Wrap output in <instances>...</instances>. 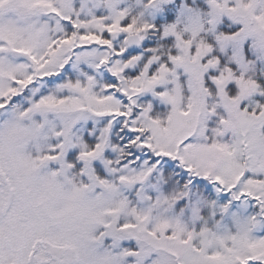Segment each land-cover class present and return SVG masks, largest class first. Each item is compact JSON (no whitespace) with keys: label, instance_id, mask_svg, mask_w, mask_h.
<instances>
[{"label":"snow or ice","instance_id":"1","mask_svg":"<svg viewBox=\"0 0 264 264\" xmlns=\"http://www.w3.org/2000/svg\"><path fill=\"white\" fill-rule=\"evenodd\" d=\"M88 2L0 0V264H181L179 251L160 246L169 242L187 250L183 264H264V237L253 236L264 229V89L244 75V46L264 58V31L233 16L232 0H208L213 40L203 24L181 35L172 23L160 35L175 50L165 52L150 42L155 25L129 19L118 0H92L107 16ZM223 17L239 30L216 32ZM223 57L244 71L237 75ZM149 94L155 99L145 103ZM157 100L170 106L163 117ZM87 121L100 127L87 137L74 132ZM163 164L215 186L222 199L254 201L257 214L234 216V232H214L203 246L195 237L207 229L154 221L151 203L167 208L171 195L175 208L189 195L188 185L145 195ZM124 185L140 186L135 203ZM200 212L193 206L194 220ZM137 229L152 242L127 236Z\"/></svg>","mask_w":264,"mask_h":264},{"label":"trees","instance_id":"2","mask_svg":"<svg viewBox=\"0 0 264 264\" xmlns=\"http://www.w3.org/2000/svg\"><path fill=\"white\" fill-rule=\"evenodd\" d=\"M128 3L130 5L129 10L131 13L129 19L131 18V16H137L143 22L155 25L156 31L150 35V42L153 44V46L158 47L165 52L175 50L174 42L172 44H165L162 41L160 34L162 33V30L164 27H167L168 25L172 23H176V16H177L176 10L178 8L185 7L186 9H192L193 11L199 12L203 14V17H201L202 19L205 18L204 14H206L207 12L206 0H176V2L172 6L168 8L160 6L158 9H151V8L145 9L143 5L147 3V0H139L138 4H136L137 1L134 2L133 0H128ZM152 10H156L160 13L154 19H153L154 15L152 14ZM141 13L143 14L142 16H141ZM102 16H104V14ZM222 24L223 26L220 27L218 32L222 31V32H225L226 34H231V32L239 30L238 27L236 28L230 27V23L228 22H223ZM207 26L208 25L205 24L204 27L207 28ZM207 39L210 42L212 41L211 38L207 37ZM140 50L142 51H139L136 54L143 56L146 52V49L141 47ZM244 52H245L247 61L249 63V71L245 78L251 77L252 79H255L258 83L261 84L262 89H264V70H262V66L258 62H256V59L253 56L250 46L248 44L244 46ZM230 55L231 54L228 53V56ZM223 59L226 62V66L232 67L233 71L238 75L237 65L229 61L228 57H223ZM155 108H156V114L160 115L161 117L165 116L166 113L168 112V110L164 108H163L164 110L160 107H155ZM88 135L89 133H85L82 137H87ZM163 167H164V172H163L162 180L164 183V188L162 192L164 195H169L174 192L183 191L185 190L184 186L188 185L187 191L189 195L183 200L178 202L177 206L173 210V214H178L183 209L184 214L182 216V219L184 221L186 220L188 221L186 225L188 226L190 230L194 229L197 232L200 231L201 228L205 226V222L207 223V226L209 228L214 229L215 227L214 223H216V221H218V218H219L217 214L215 215L213 214L215 212V209L224 205L225 202H229L228 198L222 199V197L225 194L217 193L215 190V186L207 184V182L199 181V178L191 177L189 174L184 173L179 168H176L175 171L169 172V171H166V169L168 168L167 164H163ZM213 191H215L217 194H214ZM191 193L194 196V198L190 199L188 201L189 204H187V200H188L187 198L188 197L190 198ZM229 196L231 200V194H227V197ZM128 197L130 200H133L134 194H130L128 195ZM196 198L200 199L202 202V209H201L200 215L201 217H203V219L198 220L197 223H191L189 220V213L188 211H186V206L188 205L189 207H191V204H193V200H196ZM218 200H220L221 205H219V207L216 206L215 209L205 206L206 204H213L217 202ZM243 201L244 200L240 201V203H243ZM249 202L254 203L250 211L252 212V215H256L258 212V208L256 207L255 202L254 201H249ZM134 203H135V200H134ZM232 203L235 204L238 202L232 201ZM263 234H264V230L262 232V235Z\"/></svg>","mask_w":264,"mask_h":264},{"label":"rangeland","instance_id":"3","mask_svg":"<svg viewBox=\"0 0 264 264\" xmlns=\"http://www.w3.org/2000/svg\"><path fill=\"white\" fill-rule=\"evenodd\" d=\"M134 2L137 1L136 4H138L139 0H133ZM82 0H75V6L77 8L80 7V4H81ZM206 6H207V12L206 14H204V17H206L207 13L210 11V7H209V4H208V0H206ZM87 8L88 9H91L93 11V13L97 16H102L104 14V16H107V15H110V11L103 6V3L100 4L99 7H93V2L92 0H90V2H88L87 4ZM129 9L130 8V5L128 3V0H118V3H117V10H122V9ZM187 10L185 7H180L176 10L177 12V16H176V23L182 19V13ZM152 14L154 15L153 16V19L158 15L160 14L158 11L156 10H152ZM201 17H203V14H201ZM223 22H228L230 23V27H238L239 29V25H235L231 20H229L227 17H223L222 18V21L220 24H218L217 28H216V32H218V30L220 29V27L223 26ZM206 31H205V35L208 37V38H211L213 40V33L212 32H208L207 29H208V26L207 28H205ZM203 35V34H202ZM249 46H250V42L247 43ZM251 49V47H250ZM251 52L253 54V56L255 57L256 59V62H258L261 66H262V70H264V58L260 57L258 53H256L254 50L251 49ZM229 53L231 54V50H229ZM237 69H238V75L241 74L244 70L239 68L237 66ZM249 71V69H248ZM248 71L246 73H244L245 77L248 73ZM103 77H104V73L103 72H100L97 74V79L102 81L103 80ZM168 86L169 88L171 87V80L169 81L168 83ZM155 98H152L151 95L149 94V99L147 101H144L145 103H148V102H152ZM208 101H209V104H213L216 102V97L215 96H209L208 97ZM155 107H160V108H164V109H167L168 111L170 110V106L168 105H165L163 104L162 102H159L158 100L155 101ZM163 109V110H164ZM215 126V118H213L212 121H210L209 123V128L211 129L212 127ZM100 125L98 123H94L93 121H87V122H81L79 125H77V128L74 129V132H76L78 135H81L83 136L85 133H89L92 129L94 128H99ZM210 134V133H209ZM98 135V133H97ZM227 139V137H226ZM101 167H102V164H101ZM163 172H164V167L163 165L161 167L158 168V171L157 173H155L153 175V177H151L149 179V181L145 184L144 186V191H145V194L151 196L153 198V200L159 196L160 194H162L163 192V188H164V183H163V180H162V176H163ZM140 188L139 185H137L135 188H133L130 192L128 193H125V194H134V199L132 200L134 202H136V196H135V193L136 191ZM211 189V188H210ZM191 190V189H190ZM214 194H217L215 191H213ZM194 196L192 195L191 193V196L190 198L188 197L187 199V204H189V200L190 199H193ZM228 198V201L230 202V196L227 197ZM229 202H225V204H228ZM215 206H218L221 205V202L220 200H218L217 202L214 203ZM253 204L252 202H249V201H243V203H235L233 204L232 201H231V207L229 209V212L226 214V215H222L219 213V208L223 207V205L219 208H216L215 209V214H217L219 216L218 218V221H216V223H214V229H218V231L220 233H224L226 231H232L234 232L235 231V225H234V219L233 217H238L240 219H247L248 217L252 216V212L250 211V209L253 207ZM193 206H199L201 209H202V202L200 199H197L196 200H193V204H191V207H189L188 205L186 206V211H188L189 213V220L191 223H197L198 220H194L193 219V216H192V209H193ZM181 220L182 222H184L185 224H187V220L184 221L181 217ZM264 229H261L259 231H256L253 233V236L256 237V238H259V237H264V234L262 235V232H263ZM127 243V242H126Z\"/></svg>","mask_w":264,"mask_h":264},{"label":"clouds","instance_id":"4","mask_svg":"<svg viewBox=\"0 0 264 264\" xmlns=\"http://www.w3.org/2000/svg\"><path fill=\"white\" fill-rule=\"evenodd\" d=\"M232 2L234 3V5L236 7V11L234 13H232L233 16H235L238 19H243L248 24L250 30H252L255 33H259L261 31H264V19H259L260 17H264V4L259 3V0H239V3H237L236 0H232ZM247 5H251V7H247ZM181 15H182V19L176 23L177 31L181 35H185V34H188L190 32V30L192 28H194L195 26H197L198 24H203L204 26H205V24L208 25V20L211 17L212 12L209 11L207 13L206 17L203 19L201 18V15L199 12L193 11L192 9L185 10ZM208 30L211 31V28H209ZM252 102L253 101H249V103H252ZM0 119H3V117H0ZM245 163L251 164L252 161H246ZM241 166L243 167V165H241ZM122 187L125 189V193L130 192V191H127V189L131 188V185H124ZM144 193H145V191H144ZM113 194L114 193L109 194V202L111 201V196ZM145 195L147 196V194H145ZM164 203L165 202H162L160 204H156V203L150 204V208H151L150 214L152 216V219L155 221L159 217L166 216L169 218H178L181 220V217L184 214V210L182 209L180 211V213H178V214H173V210H174L173 205H174L175 201L171 195L169 196L168 200L166 201V203L168 205L167 208L164 207ZM144 204L146 206H149L147 201H145ZM201 219H203V217H201ZM181 222H182V220H181ZM182 224L188 228V226L184 222H182ZM202 228L207 229L208 235L201 237V236H199V234H197V236L195 238L200 240L202 246L204 245L205 241H208L210 243H214L212 241V233L219 232L218 229L214 230L213 228H209L207 226L206 222H205V226ZM138 235L142 236V239L144 242H146V243L152 242L151 238L143 235L139 229H137L135 231L130 230V232L127 234V236H132V237H135ZM160 246L161 247H167L171 250L179 251L180 252V261H181V264H183V261L186 258V253H187L186 249L179 248L175 244L170 243V242L167 244L160 245ZM153 250L155 251V249H153ZM160 255H161L162 259H164L165 261L168 260V254L167 253L161 252Z\"/></svg>","mask_w":264,"mask_h":264},{"label":"water","instance_id":"5","mask_svg":"<svg viewBox=\"0 0 264 264\" xmlns=\"http://www.w3.org/2000/svg\"><path fill=\"white\" fill-rule=\"evenodd\" d=\"M175 2V0H167V3L162 4L161 6L163 7H169L171 6L173 3ZM137 46H133V48H136ZM138 49V48H137Z\"/></svg>","mask_w":264,"mask_h":264}]
</instances>
